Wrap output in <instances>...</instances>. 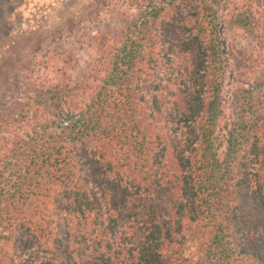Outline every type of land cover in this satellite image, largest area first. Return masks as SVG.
I'll list each match as a JSON object with an SVG mask.
<instances>
[{"label": "trees", "instance_id": "trees-1", "mask_svg": "<svg viewBox=\"0 0 264 264\" xmlns=\"http://www.w3.org/2000/svg\"><path fill=\"white\" fill-rule=\"evenodd\" d=\"M117 3L119 27L93 32L78 79L73 53L58 52L55 78L28 61L32 75L13 80L0 264H196L193 229L204 264H264V66L247 52L225 114L227 23L255 36L264 18L251 7L227 22L224 0L98 2Z\"/></svg>", "mask_w": 264, "mask_h": 264}, {"label": "rangeland", "instance_id": "rangeland-1", "mask_svg": "<svg viewBox=\"0 0 264 264\" xmlns=\"http://www.w3.org/2000/svg\"><path fill=\"white\" fill-rule=\"evenodd\" d=\"M98 2L99 0H12L11 2L0 0V27L6 25L9 30V35L0 39V67L7 65L3 69L1 78L7 77L11 81L9 85H3L0 90V110L5 111L8 109L6 107H11L13 104L11 95L18 91L13 80L32 75L27 71L30 68L27 65L28 61L34 62L33 66L37 67H32V70H37L40 76L53 78L54 70L64 67L61 60L65 57L57 59L56 53L72 52L75 63L68 67L72 77L78 79L87 70L94 57V51L87 45L93 32L105 24L108 25L109 21L110 27L118 28L117 18L120 11H123L121 3L113 4L104 10ZM224 2L222 16L227 22H232V16L243 13L251 7L258 16L264 18V0H224ZM99 14L101 17L98 16ZM258 34L251 36L247 30L237 29L231 23H227L226 38L232 51L230 66L231 73H234L228 79L229 84L225 93L227 118L235 111L233 94L237 83L233 80L238 76L235 70L242 67L241 69L248 71L240 58V53L251 54L260 66H264V29L258 31ZM15 61L18 67L12 71L8 65ZM260 71H264L263 67ZM187 237L185 255L196 264H204L202 249L204 232L193 229ZM1 254L0 250V257Z\"/></svg>", "mask_w": 264, "mask_h": 264}]
</instances>
